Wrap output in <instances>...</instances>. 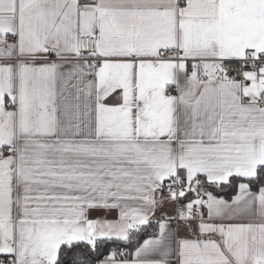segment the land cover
<instances>
[{"label":"snow or ice","instance_id":"snow-or-ice-1","mask_svg":"<svg viewBox=\"0 0 264 264\" xmlns=\"http://www.w3.org/2000/svg\"><path fill=\"white\" fill-rule=\"evenodd\" d=\"M0 264H264V0H0Z\"/></svg>","mask_w":264,"mask_h":264},{"label":"crops","instance_id":"crops-1","mask_svg":"<svg viewBox=\"0 0 264 264\" xmlns=\"http://www.w3.org/2000/svg\"><path fill=\"white\" fill-rule=\"evenodd\" d=\"M94 216H98L100 218H106V219H116L117 218L116 213H112L106 216L103 212H101V213H95Z\"/></svg>","mask_w":264,"mask_h":264},{"label":"trees","instance_id":"trees-1","mask_svg":"<svg viewBox=\"0 0 264 264\" xmlns=\"http://www.w3.org/2000/svg\"><path fill=\"white\" fill-rule=\"evenodd\" d=\"M144 238H147V235L144 237ZM111 243V242H110ZM113 247L115 246V245H112ZM106 247H108V245H106ZM121 250L122 251H133L134 249H133V247L132 246H123L122 248H121Z\"/></svg>","mask_w":264,"mask_h":264}]
</instances>
